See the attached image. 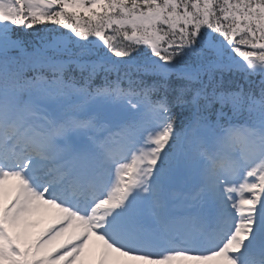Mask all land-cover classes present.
Returning a JSON list of instances; mask_svg holds the SVG:
<instances>
[{"label": "snow or ice", "instance_id": "6c2138e0", "mask_svg": "<svg viewBox=\"0 0 264 264\" xmlns=\"http://www.w3.org/2000/svg\"><path fill=\"white\" fill-rule=\"evenodd\" d=\"M0 264H264V0H0Z\"/></svg>", "mask_w": 264, "mask_h": 264}, {"label": "trees", "instance_id": "16d2710c", "mask_svg": "<svg viewBox=\"0 0 264 264\" xmlns=\"http://www.w3.org/2000/svg\"><path fill=\"white\" fill-rule=\"evenodd\" d=\"M62 31H64L63 29H62ZM66 31V30H65Z\"/></svg>", "mask_w": 264, "mask_h": 264}]
</instances>
